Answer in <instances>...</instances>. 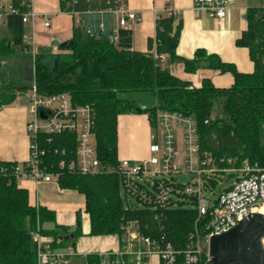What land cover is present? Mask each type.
Wrapping results in <instances>:
<instances>
[{
  "label": "trees",
  "instance_id": "trees-1",
  "mask_svg": "<svg viewBox=\"0 0 264 264\" xmlns=\"http://www.w3.org/2000/svg\"><path fill=\"white\" fill-rule=\"evenodd\" d=\"M15 6L20 9V15L7 18L12 38L0 40V57L15 56L17 48L28 49L22 21L27 9L19 1ZM120 6L118 0H61L63 11L80 13L73 37L60 47L65 53L41 50L33 60V77L40 95L69 93L74 104L90 105L95 110L98 157L108 171L82 175L59 170L62 159L75 158L77 139L72 133L42 139V144L49 150L50 171L60 172L59 186L85 195L91 236L121 238L127 224L136 221L144 236L158 240L164 237L174 248L182 250L195 228L198 210L193 202L152 210L138 206L122 194L121 177L116 173L118 117L138 113L140 108V113L149 116L153 130L160 110L194 117L201 150L211 155L220 167H229L227 161L233 159L237 167L249 163L264 168V5L248 10L247 30L236 42L249 51L254 64L251 73H242L204 50H198L192 59H181L177 55L181 24L174 28L173 15L157 21L158 54L169 55L171 62L183 61L188 73L197 72L206 63L208 68L231 73L234 83L229 88L216 87L210 79H204L200 87H193L163 67L153 54L133 50L131 32L116 29L113 12ZM116 33L117 42L113 41ZM30 88L5 84L0 87V104L12 103L17 91ZM134 93L156 98L157 105L138 106L135 100L123 97ZM220 100L223 116L213 117L214 104ZM16 164L0 162V264H36V245L29 231L38 221L43 236L52 239L54 249L66 246L69 241L64 237L71 230L56 223L53 211L30 204L28 191L11 174ZM1 168H6L7 174L1 173ZM212 184L215 187L217 183ZM50 223L53 227L46 228ZM73 234L76 238L82 234L79 216ZM100 259L98 254H90L84 264H99ZM175 264H183L181 255Z\"/></svg>",
  "mask_w": 264,
  "mask_h": 264
},
{
  "label": "built area",
  "instance_id": "built-area-1",
  "mask_svg": "<svg viewBox=\"0 0 264 264\" xmlns=\"http://www.w3.org/2000/svg\"><path fill=\"white\" fill-rule=\"evenodd\" d=\"M17 1L27 9L22 14L23 23L35 21L37 14L32 9L31 0H0V24L10 15H20V9L15 6ZM229 8L230 0H193L196 17L205 15L210 19L224 20ZM169 13L176 14L171 9ZM72 14L79 23L80 13ZM113 14L116 29L127 28L130 20H140L135 12L126 10L123 5ZM44 25L49 27L50 22L46 21ZM113 41H118L117 33ZM24 42L30 47L34 60L37 53L34 34L25 36ZM154 56L162 63L166 60L164 54ZM21 98L28 101L30 153L25 163H17L11 170L17 183L26 180L37 185L58 182L60 172L50 171L49 150L42 143L48 137L68 132L77 139L75 158L70 161L62 159L59 170L82 175L108 171L98 157L94 132L96 113L90 105L74 104L69 93L40 95L35 81L28 91L16 94L14 104L18 105ZM42 112L46 117L41 116ZM149 152V158L141 162L119 160L116 173L121 177L122 194L138 206L152 210L177 208L184 202H193L198 210L195 228L186 247L178 250L164 237L159 240L146 237L128 225L119 238L120 248L98 254L101 258L99 264H175L179 255L183 264H212L209 246L213 236L230 231L258 211H263L264 215V168L249 163L237 167L233 159L227 161L229 167H220L211 155L201 150L194 117L158 111ZM1 173L7 174V169L1 168ZM183 176L190 180L182 181ZM213 181L220 187L217 199L209 197V194L215 195L217 188L213 187ZM29 235L36 245V264H71L75 256L73 246L66 244L62 249H54L52 239L43 236L39 221ZM261 244L264 249V238Z\"/></svg>",
  "mask_w": 264,
  "mask_h": 264
},
{
  "label": "crops",
  "instance_id": "crops-1",
  "mask_svg": "<svg viewBox=\"0 0 264 264\" xmlns=\"http://www.w3.org/2000/svg\"><path fill=\"white\" fill-rule=\"evenodd\" d=\"M118 1L126 10L135 12L140 19L139 21L130 20L128 27L123 28L132 34L133 50L153 55L158 53L157 21L171 16L169 13L171 9L176 12L173 15L174 28L181 24V36L177 48V55L181 59H192L198 50H204L207 55H213L224 63L234 65L242 73H251L254 70L248 49L238 46L236 42L247 30L248 10L262 6L264 0H230L228 16L224 20L210 19L205 15L196 17L193 13V0ZM31 6L37 18L34 22L24 24L25 36L34 34L37 52L45 50L65 53L66 51L61 50L60 47L71 41L76 17L71 12L62 10L61 0H31ZM46 21L50 22L49 27L44 25ZM2 23H5L7 27V20ZM115 24L117 27V23ZM29 49L24 51L31 54ZM164 55L166 60L162 66L168 68L174 76L190 82L193 87H200L204 79H210L219 88H229L234 83L231 73H221L219 70L208 68V63L197 72L188 73L183 61L171 62L169 55ZM0 107V162L25 163L30 153V139L27 133L28 101L26 98H21L18 105L12 102L6 105L0 104ZM125 119L128 120L126 122L128 137L136 140L139 137L147 141L144 146L146 149L144 156L149 155L148 145L152 143L153 135V129L151 127L150 132L148 125L149 116L123 114L118 117V159L121 153ZM126 157L138 156L130 151ZM18 185L28 191L30 204L33 207H44L53 211L56 214V223L68 227L71 230L70 234L76 230L78 216L80 217L82 234L77 238L74 236V240H69L67 243L73 246L75 257L80 256L86 259L90 254L114 252L120 248L119 237L116 235H90V216L86 212L84 194L72 189H62L57 181L37 185L31 180H26L19 181ZM53 225V223L47 224L46 228L51 229Z\"/></svg>",
  "mask_w": 264,
  "mask_h": 264
},
{
  "label": "rangeland",
  "instance_id": "rangeland-1",
  "mask_svg": "<svg viewBox=\"0 0 264 264\" xmlns=\"http://www.w3.org/2000/svg\"><path fill=\"white\" fill-rule=\"evenodd\" d=\"M12 35L11 32L7 29L6 24L2 23L0 24V40H10L11 41ZM32 54H29L25 52L24 50H21L20 48H17V54L13 57H0V87H3L5 84L13 83V84H21L23 86L29 87L34 81L33 77V62H32ZM124 98L135 100L138 106H155L157 105L156 98L145 95L143 93H134V94H125L123 95ZM221 107H222V101H216L214 104L212 116L213 117H222L223 114L221 113ZM136 116H145L147 114L145 113H131ZM125 116H128V114H125ZM124 119V118H123ZM125 123H123V137L121 141V153L119 160H130L135 162H141L149 158V155H145V145L147 141H143L142 139H139L137 137L136 139H133L131 137H128L129 134H127V124L126 122L128 120H124ZM148 125L150 127L151 132V122L150 119L148 120ZM139 127V125H137ZM149 132V134H150ZM151 142L148 145V151L150 148ZM135 152L138 157L136 158H129L126 157L128 152ZM150 153V152H149ZM142 156V157H141ZM182 181H188L190 180L189 177L183 176L180 178ZM219 186L215 190V195L209 194V197H213V199H217L219 195ZM128 225H132L134 229H136L138 232H140L139 225L136 221H133ZM141 233V232H140ZM142 234V233H141ZM85 259L77 256L73 257V260L71 261V264H84Z\"/></svg>",
  "mask_w": 264,
  "mask_h": 264
},
{
  "label": "water",
  "instance_id": "water-1",
  "mask_svg": "<svg viewBox=\"0 0 264 264\" xmlns=\"http://www.w3.org/2000/svg\"><path fill=\"white\" fill-rule=\"evenodd\" d=\"M140 113L141 109L138 108ZM42 117H46L44 112ZM264 215L254 213L241 221L230 231L213 236L209 252L212 264H264ZM64 240H74V235H66Z\"/></svg>",
  "mask_w": 264,
  "mask_h": 264
},
{
  "label": "bare ground",
  "instance_id": "bare-ground-1",
  "mask_svg": "<svg viewBox=\"0 0 264 264\" xmlns=\"http://www.w3.org/2000/svg\"><path fill=\"white\" fill-rule=\"evenodd\" d=\"M258 213H261V214H263V211H258Z\"/></svg>",
  "mask_w": 264,
  "mask_h": 264
}]
</instances>
